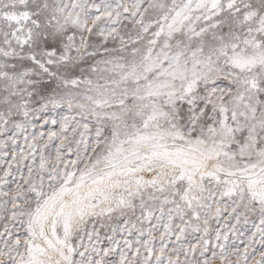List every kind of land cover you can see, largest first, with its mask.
Segmentation results:
<instances>
[{"label":"snow or ice","instance_id":"obj_1","mask_svg":"<svg viewBox=\"0 0 264 264\" xmlns=\"http://www.w3.org/2000/svg\"><path fill=\"white\" fill-rule=\"evenodd\" d=\"M0 264H264V0H0Z\"/></svg>","mask_w":264,"mask_h":264}]
</instances>
